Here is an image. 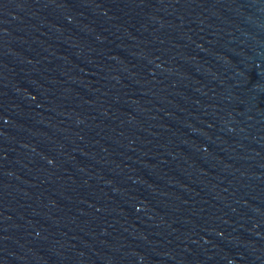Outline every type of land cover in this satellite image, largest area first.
Segmentation results:
<instances>
[{
  "label": "water",
  "instance_id": "95a60500",
  "mask_svg": "<svg viewBox=\"0 0 264 264\" xmlns=\"http://www.w3.org/2000/svg\"><path fill=\"white\" fill-rule=\"evenodd\" d=\"M264 138V0H203Z\"/></svg>",
  "mask_w": 264,
  "mask_h": 264
}]
</instances>
